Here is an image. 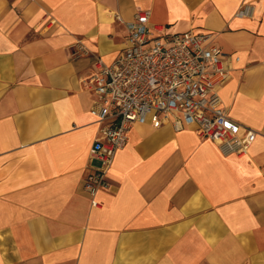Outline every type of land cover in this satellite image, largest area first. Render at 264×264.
Instances as JSON below:
<instances>
[{
  "label": "crops",
  "instance_id": "1",
  "mask_svg": "<svg viewBox=\"0 0 264 264\" xmlns=\"http://www.w3.org/2000/svg\"><path fill=\"white\" fill-rule=\"evenodd\" d=\"M138 9L211 33L222 105L256 137L225 155L192 127L134 123L92 205L83 79ZM0 264H264V0H0Z\"/></svg>",
  "mask_w": 264,
  "mask_h": 264
},
{
  "label": "built area",
  "instance_id": "2",
  "mask_svg": "<svg viewBox=\"0 0 264 264\" xmlns=\"http://www.w3.org/2000/svg\"><path fill=\"white\" fill-rule=\"evenodd\" d=\"M125 26L119 54L111 63L97 58L95 70L83 79L94 95L89 112L99 125L90 148L97 163L84 180L92 205L99 203L95 193L109 186L107 171L134 123L192 127L225 155H246L256 137L252 129L241 132L222 105L219 91L230 69L211 33L167 32L141 9Z\"/></svg>",
  "mask_w": 264,
  "mask_h": 264
}]
</instances>
